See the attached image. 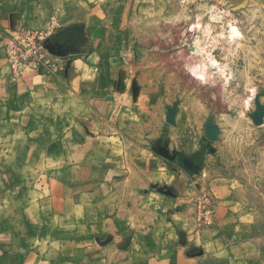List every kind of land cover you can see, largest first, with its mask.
Segmentation results:
<instances>
[{"label": "crops", "instance_id": "1", "mask_svg": "<svg viewBox=\"0 0 264 264\" xmlns=\"http://www.w3.org/2000/svg\"><path fill=\"white\" fill-rule=\"evenodd\" d=\"M184 1L0 0V264H264V217L202 154L206 116L242 113L216 109L236 104L219 60L238 37L222 38L216 3L202 18ZM52 15L77 53L57 75L13 79L8 35ZM196 38L227 82L217 69L192 76ZM203 187L215 220L198 225Z\"/></svg>", "mask_w": 264, "mask_h": 264}, {"label": "rangeland", "instance_id": "2", "mask_svg": "<svg viewBox=\"0 0 264 264\" xmlns=\"http://www.w3.org/2000/svg\"><path fill=\"white\" fill-rule=\"evenodd\" d=\"M184 2L192 12L196 11L195 13H199L198 16L202 18H208L204 6L207 8L211 3H216L220 12L218 15L212 12L211 19L223 22L222 24L226 21L227 23L235 21L238 33L233 38L238 37L237 44L229 52L227 44L221 43L222 60L219 61L232 70L236 84L232 86L234 89L229 91L228 95L230 99H235L236 104L232 108H226L221 103H216V109L221 113L231 114L233 118L238 114V110L242 113L240 119L234 121H230L229 117L227 121L225 118L219 119L212 113L206 116L202 129V154L204 158L208 156L212 160L216 159L226 172L243 182L249 205L264 217V0ZM227 23L223 27L222 38L233 40L228 35ZM194 26L200 28L199 23ZM205 34H209L208 28ZM192 52L198 54L193 49ZM222 78L227 82L228 73L224 72ZM212 87L216 90L219 84H213ZM212 125L217 129V137L209 140L206 134ZM221 128L227 129L230 134L224 143L219 145ZM219 146L222 148V154L217 155L220 151ZM203 178H208V174L206 173Z\"/></svg>", "mask_w": 264, "mask_h": 264}, {"label": "built area", "instance_id": "3", "mask_svg": "<svg viewBox=\"0 0 264 264\" xmlns=\"http://www.w3.org/2000/svg\"><path fill=\"white\" fill-rule=\"evenodd\" d=\"M61 25L55 15L48 18L47 24L40 28H18L8 35L4 45L6 66L13 79L22 77L25 71H38L42 75H57L67 69L68 52L65 56L51 54L44 44L47 40H58L71 48L64 34H56ZM205 177V175H204ZM195 219L198 225L212 224L215 220V196L207 187H203L195 198Z\"/></svg>", "mask_w": 264, "mask_h": 264}, {"label": "bare ground", "instance_id": "4", "mask_svg": "<svg viewBox=\"0 0 264 264\" xmlns=\"http://www.w3.org/2000/svg\"><path fill=\"white\" fill-rule=\"evenodd\" d=\"M226 29H227L229 37L233 38V36L238 33L236 25H234V23H232V22L227 23ZM228 35H226V36L228 37ZM228 40H229V38H228ZM192 44H193L192 49L194 50V52H197L198 54L203 55V58L201 57L200 60H198L196 62H194L195 61L194 60L193 64L190 63L191 65H190V68L188 67V69L191 72L192 76H195L196 78H198L201 81H205L208 72L212 68L218 69L220 71V74L224 75L223 68H221L219 63L217 62V60L212 55H210L208 52H206L205 48L198 43L197 38L194 40V42Z\"/></svg>", "mask_w": 264, "mask_h": 264}, {"label": "water", "instance_id": "5", "mask_svg": "<svg viewBox=\"0 0 264 264\" xmlns=\"http://www.w3.org/2000/svg\"><path fill=\"white\" fill-rule=\"evenodd\" d=\"M44 47L51 53V54H55V55H61V56H65L66 54H68V52H76V49L71 48L69 45H66L65 43L58 41V40H47L44 44ZM167 121L169 123H172L170 117L168 116ZM207 138L209 140H214L217 137V129L214 125H212V127L207 131L206 134ZM184 164L186 166L187 169L189 170H197L199 168L198 165L196 164H192V163H187L184 160Z\"/></svg>", "mask_w": 264, "mask_h": 264}]
</instances>
